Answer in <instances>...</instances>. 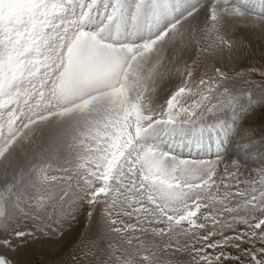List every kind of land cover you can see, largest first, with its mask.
<instances>
[{"label": "snow or ice", "instance_id": "1", "mask_svg": "<svg viewBox=\"0 0 264 264\" xmlns=\"http://www.w3.org/2000/svg\"><path fill=\"white\" fill-rule=\"evenodd\" d=\"M241 26L264 0H0V264L74 224L82 264H264Z\"/></svg>", "mask_w": 264, "mask_h": 264}, {"label": "rangeland", "instance_id": "2", "mask_svg": "<svg viewBox=\"0 0 264 264\" xmlns=\"http://www.w3.org/2000/svg\"><path fill=\"white\" fill-rule=\"evenodd\" d=\"M240 31L241 30L236 33V38L240 41H243L244 46L246 48H250L253 55L250 57H241L237 59L232 67L237 71L245 73H247L252 67H255L257 70H259L261 64V51L264 50V40L261 39L259 33H254L255 36L253 38H250V36H248L246 33L243 36ZM239 82H241V86L244 87H241V90H239L238 93H240L244 99L247 100L248 98H252V94H255L258 98H264V86H262L261 84V77L259 75H253L248 83H244L243 81ZM247 87H249L250 90ZM248 123L251 126V130L255 132L258 143L260 134L264 132V117H261L258 112L254 118L248 121ZM253 124L256 126L254 127ZM234 149L235 144H233L231 150L229 151L228 158H236V156L233 154ZM184 151V155H182L180 150L178 151V155H180L184 159H205L206 157H208H202L201 154L195 151H193L192 153H189L187 150ZM78 225L79 224H74L72 228L66 229L65 235L61 239H53L51 237L39 239V237L37 236L35 240L29 241V243L20 247L19 251L13 253L10 258L14 261V264H47L49 262L57 261L60 259H62L63 261L67 259L68 264H82V262L84 261V256L83 253L79 250V242L81 240L80 234L84 231V229L80 224L81 227L79 230ZM37 240H39V242ZM37 244L41 245L40 248L43 251L36 250L35 253L37 254H35L33 252V248H36L38 246ZM42 245L45 248H43ZM104 247L106 248L107 244H105ZM257 247H260V245L258 244ZM44 251H46V254L44 253V255H40ZM60 254H62L63 256H58Z\"/></svg>", "mask_w": 264, "mask_h": 264}, {"label": "bare ground", "instance_id": "3", "mask_svg": "<svg viewBox=\"0 0 264 264\" xmlns=\"http://www.w3.org/2000/svg\"><path fill=\"white\" fill-rule=\"evenodd\" d=\"M240 32H241V34L244 36V34L246 33L248 36H250V38H253L254 36H255V34L254 33H258L257 31L256 32H251V31H248V30H245L244 29V27H242L241 26V28H240ZM248 38V37H247ZM162 94V93H161ZM254 125V124H253ZM256 125H254V127H255ZM253 127V126H252ZM256 130H257V128H256ZM182 155H184V151L182 152ZM206 156V155H205ZM76 225V224H75ZM38 242H39V240H37ZM39 244V243H38ZM37 244V245H38ZM40 246L41 245H38L36 248H33V252L35 253L36 252V250H39V251H43L41 248H40ZM43 246V245H42ZM43 248H45L44 246H43ZM46 251H44L43 253L42 252H40V253H42V254H40V255H44V253H45ZM35 254H37V253H35ZM46 254V253H45Z\"/></svg>", "mask_w": 264, "mask_h": 264}]
</instances>
